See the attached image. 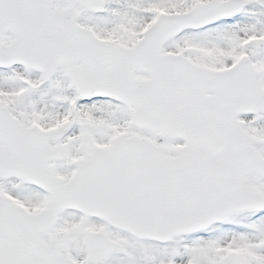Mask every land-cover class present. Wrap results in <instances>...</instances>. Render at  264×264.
Returning a JSON list of instances; mask_svg holds the SVG:
<instances>
[{
	"label": "snow or ice",
	"instance_id": "1",
	"mask_svg": "<svg viewBox=\"0 0 264 264\" xmlns=\"http://www.w3.org/2000/svg\"><path fill=\"white\" fill-rule=\"evenodd\" d=\"M0 264H264V0H0Z\"/></svg>",
	"mask_w": 264,
	"mask_h": 264
}]
</instances>
